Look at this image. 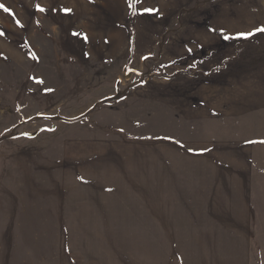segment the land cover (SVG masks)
Segmentation results:
<instances>
[{
	"label": "rangeland",
	"instance_id": "1",
	"mask_svg": "<svg viewBox=\"0 0 264 264\" xmlns=\"http://www.w3.org/2000/svg\"><path fill=\"white\" fill-rule=\"evenodd\" d=\"M0 4V264H264V0Z\"/></svg>",
	"mask_w": 264,
	"mask_h": 264
},
{
	"label": "snow or ice",
	"instance_id": "2",
	"mask_svg": "<svg viewBox=\"0 0 264 264\" xmlns=\"http://www.w3.org/2000/svg\"><path fill=\"white\" fill-rule=\"evenodd\" d=\"M133 6L132 3H130V7ZM0 8H3L4 11L6 12H9L10 10L5 8L4 5L0 4ZM35 8L37 11H40V12H45L47 11V9L41 7L39 4L35 5ZM63 11L65 13H69L71 10L70 9H63ZM146 11H152L151 9H146ZM17 24H19L20 22L19 21H16ZM256 31L258 32H264V28H259V29H256ZM254 33H248V34H241V36H243L244 38H247V36H250V35H253ZM86 38V37H85ZM225 39H229V37L225 36L224 37Z\"/></svg>",
	"mask_w": 264,
	"mask_h": 264
}]
</instances>
